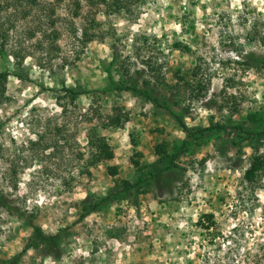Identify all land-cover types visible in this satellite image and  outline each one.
<instances>
[{"label": "rangeland", "instance_id": "1", "mask_svg": "<svg viewBox=\"0 0 264 264\" xmlns=\"http://www.w3.org/2000/svg\"><path fill=\"white\" fill-rule=\"evenodd\" d=\"M113 1L22 0L20 7L0 0L12 4L1 22L17 16L0 73L27 77H7L0 105V192L4 205L26 212L20 218L0 204V260L19 255L37 227L57 235L55 244L28 248L19 264H264V171L253 185L244 181L256 144L233 128H264V66L246 64L249 53L264 59V0H119L117 9ZM21 8L30 14L21 17ZM50 19L58 48L47 53L39 28L49 32ZM85 21L94 31L82 45ZM19 48L29 53L23 69L15 65ZM146 60L162 65L164 84L151 82L159 102L190 128H220L188 141L175 160L181 169L122 196L157 160L155 146L176 153L185 139L163 107L127 91L93 93L109 86L106 70L121 80L123 66L142 84ZM64 87L83 94L71 104ZM93 105L97 115L89 113ZM115 110L125 121L100 126ZM90 127L110 153L84 170ZM38 137L46 148L30 145ZM104 198L80 218L84 203ZM203 214L213 215L208 230L198 222Z\"/></svg>", "mask_w": 264, "mask_h": 264}, {"label": "trees", "instance_id": "2", "mask_svg": "<svg viewBox=\"0 0 264 264\" xmlns=\"http://www.w3.org/2000/svg\"><path fill=\"white\" fill-rule=\"evenodd\" d=\"M18 3V6H22V0H16ZM126 2V1H125ZM16 3V7H17ZM28 3L32 4L35 3V0H28ZM113 7L117 8H123L122 6L124 4H121L119 0L113 1ZM127 4V3H125ZM128 5V4H127ZM12 6V4L9 2H5V5H2L0 2V13L2 12H7ZM79 6V4L77 5ZM19 7V8H20ZM128 7V6H127ZM19 11V10H17ZM16 11V12H17ZM21 17H27L30 12L25 11L23 8H21ZM50 14H53V10L50 11ZM79 13L78 11L74 12V15L77 16ZM6 18L4 19V22L0 21V55L3 54V49L7 46L8 44V38L10 32L15 28V25L13 24L14 19L17 17L16 13H10L5 16ZM9 22V25L7 27H4V23ZM56 22L52 19H50V28L51 30L47 32L46 29H42L41 27L39 28L40 31L43 30V39L48 38L49 44V49L46 50L47 53H50L51 50H56L58 47L55 44V41L53 42L54 39H58V31L54 29ZM38 28V27H37ZM70 31L76 36L78 34V30L76 28L70 29ZM80 31V41L82 45H85L89 38L93 35L94 27H93V22L89 21L86 22L85 24L79 29ZM30 36H34L35 32H30ZM51 39V40H50ZM146 38L144 39V43L146 42ZM43 42V41H42ZM56 45V46H55ZM38 49H44L43 44L41 42H38L36 44ZM45 52V53H46ZM19 58L16 60V67L22 68L24 67V61L29 56L27 51L25 49L19 48ZM46 53V54H47ZM242 57L245 58V55ZM248 66L250 65L251 67H256L258 63H262V66H264V59L261 57L255 56L253 53H249L246 55ZM248 59H251L250 61ZM50 61H48L47 64H49ZM145 67L148 71V77L147 79L142 80V84L138 83L134 79V77L131 75L130 70L126 67L123 66L121 67L123 69V74L122 78L119 81H115L113 77L111 76L109 70H106V73L108 75V80H109V86L104 89V90H98V91H93V93L99 94V93H105V92H120V91H127L130 92L136 96L143 97L147 99L149 102L155 104L156 106H161L164 109H166L170 115L175 119V121L178 123L180 126L182 132L185 134V139L183 140L178 152L176 153H167L166 148L164 145H157L155 146V153L157 154L158 158L157 160L151 165L147 166L144 170L141 171V174H139L136 178V180L129 186L124 187L119 191V195H124V194H134L137 195L140 192V189L143 188V186L148 185L152 182H155L159 180L161 177H164L165 174L170 175L171 173L174 172L176 169H181L179 165L176 163V158L181 154L183 147L186 146L188 141L193 138H197L200 135L205 134L206 132L212 131L214 129H219L220 127L218 125H211L209 127H204V128H190L186 125L184 118L177 112L173 111L170 106L167 103H161L159 102L156 97L152 94L153 88H152V80L155 82L157 85H163L164 84V75L162 73V65L160 63H152L150 60L144 61ZM67 61L66 59H62V67L66 66ZM42 68H44L46 65L40 64ZM51 68V67H49ZM197 70V69H196ZM195 70V71H196ZM9 75H13L19 80H27V77L24 76L21 72H12L11 74L7 73V71L0 73V105L3 103V101L7 98L6 97V80ZM195 76V75H194ZM203 85L198 84V92L196 97L199 96V92L202 91ZM63 93L66 95V97L69 98L71 104H74L75 100L83 94L80 89H74L70 87H64L63 88ZM65 97V98H66ZM62 108V113H66V106L61 105ZM90 115H97L98 109H94V105L91 106L89 110ZM86 116H89L88 114ZM126 115H123L119 110H115V112L108 116L105 120H102L101 117L99 118L101 125L100 126H110V127H116L120 126L122 121H125L124 117ZM99 117V116H98ZM92 120V119H91ZM90 120V121H91ZM234 129H237L241 132L243 136H246L249 138V140H252L255 142L256 145H253L252 147V155L249 158V164L247 168L243 172V179L246 183L253 185V183L256 181L257 177L260 175L262 171H264V155L259 154V146L264 144V128H254V129H244L240 124H234L233 125ZM61 127L56 126L55 131L56 134L61 132ZM30 145L35 147V146H42L46 148V145H41L42 139L38 137L34 141H29ZM86 145L88 149V155L84 159V170H87V167H93L97 163L107 160L109 153H110V146L106 140V138L99 132V129L97 127H90L87 131L86 135ZM79 158L83 160L84 156L80 155ZM137 165V164H136ZM89 173V171H87ZM142 192V191H141ZM145 192V191H143ZM125 196V195H124ZM106 199H101L98 202L95 203H84L83 204V211L80 215V218H84L88 214L92 213L93 211L97 210L101 204L104 203ZM5 202V196L0 192V204H3ZM5 208L7 209V212L9 214H13L16 216H19L20 218H23L25 215V211H21L19 207H14L12 205H4ZM25 212V213H24ZM199 225L202 226L205 229H209V227L213 224V215L212 214H203L199 217ZM207 222V224H205ZM57 239V235H49L46 236L44 235L37 227H33V237L31 239V243L27 245L23 249V251L11 259L8 260H0V264H19L20 259L22 254L26 252V250L30 247L32 248H38L39 245H44L46 249L52 248L53 244H55V240Z\"/></svg>", "mask_w": 264, "mask_h": 264}]
</instances>
